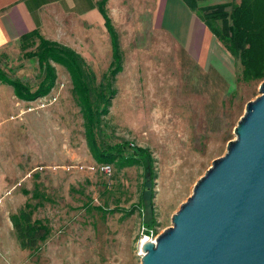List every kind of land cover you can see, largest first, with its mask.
Segmentation results:
<instances>
[{
  "label": "rangeland",
  "instance_id": "374dc122",
  "mask_svg": "<svg viewBox=\"0 0 264 264\" xmlns=\"http://www.w3.org/2000/svg\"><path fill=\"white\" fill-rule=\"evenodd\" d=\"M116 28L123 70L98 140L104 147L126 143L131 152L143 147L152 166L100 169L63 65L55 64L51 92L33 101L0 81V264H142V242L173 224L197 182L236 138L247 103L259 95L264 80L243 81L239 59L216 37L205 66L175 48L169 33L154 35L147 15L122 17ZM73 44L98 88L113 69L111 48H94L91 40ZM34 51L36 45L23 49L22 41L0 48L4 73L32 90L45 76ZM151 171L157 178L148 183ZM142 196L154 202V218L138 207ZM26 202L37 205L34 218L52 228L36 250L21 248L11 221ZM117 208L125 211H110Z\"/></svg>",
  "mask_w": 264,
  "mask_h": 264
},
{
  "label": "trees",
  "instance_id": "16d2710c",
  "mask_svg": "<svg viewBox=\"0 0 264 264\" xmlns=\"http://www.w3.org/2000/svg\"><path fill=\"white\" fill-rule=\"evenodd\" d=\"M183 1L196 12L230 54L239 59L243 81L264 80V0H240L235 3L217 4H210L211 0ZM107 2L108 0H101L99 6L112 37L114 60L111 73L105 76L98 88L94 87L95 74L90 71L81 54L68 46L46 39L38 30L25 34L21 39L23 49L36 45V51L31 55L38 57L40 66L45 71V76L38 88L32 90L23 81L10 78L1 67L0 81L11 85L20 99L33 101L51 92L58 78L55 64L63 65L72 79L73 92L85 121V135L94 159L100 164H116L121 169L147 163L152 166V159L143 147H135L131 152L127 150V147L131 148V146L126 143L104 147L98 140V131L102 127L105 116L109 114L112 100L117 93V89L114 88L116 75L122 70L119 36L107 14ZM154 178L157 177L151 171L146 182L150 183ZM36 207L37 205L26 202L17 213L11 215V221L22 249H38L52 233V228L46 220L34 218ZM136 207L137 205H134V208ZM138 207L147 208L150 217L154 218L155 207L150 197L147 199L142 196ZM117 210L123 211L124 209L117 208L110 211ZM133 212L134 209L130 210V214Z\"/></svg>",
  "mask_w": 264,
  "mask_h": 264
},
{
  "label": "water",
  "instance_id": "95a60500",
  "mask_svg": "<svg viewBox=\"0 0 264 264\" xmlns=\"http://www.w3.org/2000/svg\"><path fill=\"white\" fill-rule=\"evenodd\" d=\"M235 134L142 264H264V81Z\"/></svg>",
  "mask_w": 264,
  "mask_h": 264
},
{
  "label": "crops",
  "instance_id": "0c3cea01",
  "mask_svg": "<svg viewBox=\"0 0 264 264\" xmlns=\"http://www.w3.org/2000/svg\"><path fill=\"white\" fill-rule=\"evenodd\" d=\"M100 1L0 0V48L20 42L25 34L38 30L46 39L72 49L73 42L89 40L94 48L102 44L110 47L112 64V37L100 10ZM106 10L115 30L122 17L147 15L154 35L160 37L169 33L175 48L183 49L198 64L207 66L211 59L215 36L183 0H108ZM118 36L120 43L119 32ZM120 50L123 56L121 45Z\"/></svg>",
  "mask_w": 264,
  "mask_h": 264
},
{
  "label": "built area",
  "instance_id": "2783aa9c",
  "mask_svg": "<svg viewBox=\"0 0 264 264\" xmlns=\"http://www.w3.org/2000/svg\"><path fill=\"white\" fill-rule=\"evenodd\" d=\"M100 169L104 172V173H111V171H112V166L110 165V164H106V163H104V164H101V166H100ZM156 236H155V239H154V237L152 238H150V239H148V240H153V241H155L156 240Z\"/></svg>",
  "mask_w": 264,
  "mask_h": 264
},
{
  "label": "bare ground",
  "instance_id": "6f19581e",
  "mask_svg": "<svg viewBox=\"0 0 264 264\" xmlns=\"http://www.w3.org/2000/svg\"><path fill=\"white\" fill-rule=\"evenodd\" d=\"M144 241H147V240H144ZM144 241H143V242H144ZM143 242H142V243H143Z\"/></svg>",
  "mask_w": 264,
  "mask_h": 264
}]
</instances>
